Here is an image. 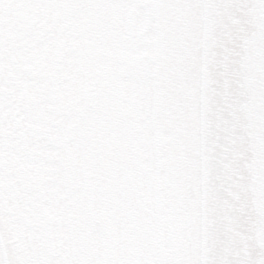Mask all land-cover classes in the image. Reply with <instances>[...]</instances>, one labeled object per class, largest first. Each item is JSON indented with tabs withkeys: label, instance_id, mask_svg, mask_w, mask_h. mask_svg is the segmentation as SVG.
I'll list each match as a JSON object with an SVG mask.
<instances>
[{
	"label": "flooded vegetation",
	"instance_id": "flooded-vegetation-1",
	"mask_svg": "<svg viewBox=\"0 0 264 264\" xmlns=\"http://www.w3.org/2000/svg\"><path fill=\"white\" fill-rule=\"evenodd\" d=\"M168 4L0 0V264H200L197 74Z\"/></svg>",
	"mask_w": 264,
	"mask_h": 264
},
{
	"label": "water",
	"instance_id": "water-1",
	"mask_svg": "<svg viewBox=\"0 0 264 264\" xmlns=\"http://www.w3.org/2000/svg\"><path fill=\"white\" fill-rule=\"evenodd\" d=\"M164 2L183 65L189 0ZM199 4L200 264H264V0Z\"/></svg>",
	"mask_w": 264,
	"mask_h": 264
},
{
	"label": "rangeland",
	"instance_id": "rangeland-1",
	"mask_svg": "<svg viewBox=\"0 0 264 264\" xmlns=\"http://www.w3.org/2000/svg\"><path fill=\"white\" fill-rule=\"evenodd\" d=\"M196 0H189V4L192 3L194 4ZM193 6H191L189 8V15H190V19H192V15H193ZM192 28L191 27H188L187 25V31L185 32L184 34V42L186 44V49H183L182 48V53H183V68H184V71L187 73L188 75V72H189V67H192L194 68L195 70V73H197V65L199 63L198 60H194V54H193V43H194V40H193V32H192ZM186 75V77H187Z\"/></svg>",
	"mask_w": 264,
	"mask_h": 264
},
{
	"label": "bare ground",
	"instance_id": "bare-ground-1",
	"mask_svg": "<svg viewBox=\"0 0 264 264\" xmlns=\"http://www.w3.org/2000/svg\"><path fill=\"white\" fill-rule=\"evenodd\" d=\"M191 6H193V10H194L193 15H192V19H190V15H189V8ZM199 7H200L199 0H196L194 4H192V3L188 4L187 25H188V27H191L193 30L194 60H198V53L196 52V49H197V47H200V12H199ZM195 42L197 44H195ZM183 49H186V44L184 42H183Z\"/></svg>",
	"mask_w": 264,
	"mask_h": 264
}]
</instances>
